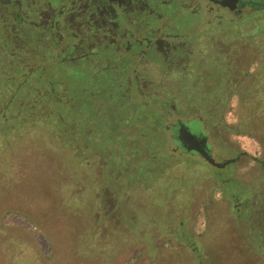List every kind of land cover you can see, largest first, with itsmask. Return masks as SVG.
<instances>
[{
  "label": "rangeland",
  "instance_id": "obj_1",
  "mask_svg": "<svg viewBox=\"0 0 264 264\" xmlns=\"http://www.w3.org/2000/svg\"><path fill=\"white\" fill-rule=\"evenodd\" d=\"M244 14L242 20L249 21ZM34 48L0 45V264H264V250L250 252L225 213L218 192L232 188L225 182L209 193L210 169L227 179L230 164L216 168L181 150L165 128L178 118L172 104L184 102L191 87L210 96L216 86H140L137 97L130 92L124 101L120 86H78L77 72L57 75L60 67L44 57V45L34 42ZM251 57L245 69L251 76L229 87L237 95L227 103L228 124L238 121L244 83L264 93V54L256 49ZM82 103L88 104L85 120ZM184 124L178 137L194 147L192 133L203 125L197 119ZM209 133L204 145L215 161L245 153L229 168L238 182L254 171L263 127L255 137L215 127ZM159 188L171 204L174 195L182 198V210L174 205L172 211L184 221L188 235L177 232L185 244L143 229L129 234L125 227L111 226L106 236L107 216L127 227L147 215L156 222Z\"/></svg>",
  "mask_w": 264,
  "mask_h": 264
},
{
  "label": "flooded vegetation",
  "instance_id": "obj_2",
  "mask_svg": "<svg viewBox=\"0 0 264 264\" xmlns=\"http://www.w3.org/2000/svg\"><path fill=\"white\" fill-rule=\"evenodd\" d=\"M254 4L253 0H0V45L13 42L34 48V42H40L44 57L60 67L57 75L77 72L78 86H120L124 101L130 92L137 97L140 86H223L211 96L189 87V104L173 100L171 108L178 118L165 126L177 147L203 157L200 150L206 151L209 122L230 133L225 111L236 94L229 86L242 85L253 73L245 71L253 51L241 53L235 47L243 41L246 26L255 29L256 21L242 20L245 8L244 16L255 14ZM83 103L85 120L88 104ZM191 119L203 125L198 133L190 131L194 147L178 137ZM241 154L245 155L238 151L216 162L231 164Z\"/></svg>",
  "mask_w": 264,
  "mask_h": 264
},
{
  "label": "trees",
  "instance_id": "obj_3",
  "mask_svg": "<svg viewBox=\"0 0 264 264\" xmlns=\"http://www.w3.org/2000/svg\"><path fill=\"white\" fill-rule=\"evenodd\" d=\"M253 1L255 3L254 4L255 5L254 6L255 7L254 8L255 14L252 16H247V17H249V19L251 17V19L256 21V26L254 27L255 29L252 31L248 26H246V28H245L246 30L243 32V35H242V37L244 39L240 43V46H236L235 49L237 51H240L241 53H243L245 51H253V53H254V51L256 49L257 50L259 49L264 54V23H262V21H264V0H253ZM260 14L263 16H260ZM189 87L187 86V89ZM216 87H217L216 89L214 87V90H215L214 93H216L217 89L221 88V86H216ZM226 87H228V86H226ZM237 87H240V86H237ZM237 87L235 86V88H237ZM259 89H260L259 86H245L243 88V90H239L240 92H242L241 96L239 93V96H240L239 103H240V105H242V107L240 110V114H238V121L236 123L226 125L227 130L230 131V133H238L241 131L244 133H248L251 137H255L256 136L255 134H257L259 127L264 128V93H262L263 91H260ZM181 90H183V87ZM230 90H232V89L230 88ZM252 90H254L255 94H256V96L253 98H252V94H251ZM179 92H180V90H179ZM235 94L237 95V92ZM172 95H174V94H172ZM172 95H171V97H172ZM186 95L187 94H185V96ZM186 99H187V96H186ZM171 100H173V99H171ZM185 102H186V100L184 102H182V104H184ZM254 104L256 106L252 107V109H251L250 106L251 105L253 106ZM162 107L164 109H166L167 108L166 103L163 102ZM210 107L212 108V106H210ZM254 111L258 112L257 116L254 114ZM82 122L83 121H80L81 125H82ZM213 123L215 124L214 121H213ZM213 123L212 122L208 123L209 128H211V127L217 128V126H216L217 124L214 125ZM257 142H258V145L260 146L261 151H260L258 157L257 156L254 157V160H253V162H254L253 166L255 168L254 171L252 173L248 172L247 174H245L246 175L245 179L242 178L238 182V180H236L237 178H236V175L234 174V172H231V173L229 172V168H230L232 163L227 168V170H228L227 179H225V178L221 179V177L217 176V174H215V172L212 169H210V175H207V177H210L209 181L211 179L212 180L214 179L213 184H211L208 188L209 193H211V194H213V192L215 191V190H212V187H218L219 188L225 182H226V184L229 185V187L232 188V189H230V191L228 193L223 192V194H222L221 192L217 191L218 194L220 195V197L225 201L226 211L225 210L224 211L228 215L227 216L228 220L230 222L231 221L233 222L234 229L240 231L239 235H240L241 239L244 240L245 243L250 246L249 251L255 252V253H257V252L260 253L264 250V233L262 232L263 227H260V226H264V216H262V213L264 212V165H263L264 164V161H263V159H264V136L257 137ZM136 149L137 148L135 147V150ZM156 149H158V148H156ZM260 158H263V159H260ZM134 166L135 165H133L132 167H134ZM153 168H154V166H153ZM135 172L137 173L136 170H135ZM144 172H145V170H143V173ZM182 174L183 173H180L179 175H182ZM129 179L131 180L130 182L133 183V185L136 184V181H137L136 179H133L132 177ZM254 181H256V182L254 183ZM170 182H172V181H170ZM198 183H199V185H202V183H203L202 179ZM156 192L157 191L149 192V194L153 195ZM160 192H161V190L159 188V197L160 198H158V199L161 202L158 205L159 209L157 208L158 209L157 212L159 213V215L157 216L156 222L151 221L149 219V215H147L148 217L145 216L144 221L139 220L137 218L132 220V221L130 220V222L127 221L128 222V227H127L126 224L122 225L121 221L119 222L118 225L113 224L115 222H114V220L110 219L112 217L107 216V217H104V220L108 219V221L106 220V223L104 221H102V222H104L103 223L104 228L109 227V229H107L108 234L106 236L111 235V232H112L111 226H114L115 228H124L125 227L126 229L128 228L127 230L129 232V234H132V232H134V234H136L137 232H139L140 230L143 229V230H147L148 234H150L151 232H156L161 237H167L168 240H166L165 242H170V240H172V241L174 240L176 242L179 241L180 243H182V245L185 244L180 239V234L177 232V230L179 229L178 230L179 232H185V234L183 236L188 235V232L186 233V229L184 230V221H182V220L177 221L176 217H174V213L172 211L175 208L174 205L176 207L178 206L182 210V205L179 204V203H181L182 198L177 200L175 198V195H174L173 196L174 197V199H173L174 203L171 204V200L166 199L165 197H162L163 195L160 196ZM147 197L150 200V197L149 196H147ZM187 197H189V196L187 195ZM155 198H156V196H155ZM231 204H236L235 205L236 207L231 208ZM155 205L157 206V204H155ZM230 212H231V214H230ZM114 219H116V217H114ZM259 219L261 220L260 224L257 223L259 221ZM142 221H143V224H142ZM116 230H118V229H116ZM101 231H103V230H101ZM196 255H198V254H196ZM196 255L193 256V258H195ZM198 257L200 258L201 256L198 255ZM200 264H202V261L200 262Z\"/></svg>",
  "mask_w": 264,
  "mask_h": 264
},
{
  "label": "water",
  "instance_id": "obj_4",
  "mask_svg": "<svg viewBox=\"0 0 264 264\" xmlns=\"http://www.w3.org/2000/svg\"><path fill=\"white\" fill-rule=\"evenodd\" d=\"M203 142V141H202ZM201 143V142H200ZM199 151V150H198ZM201 152V155L203 156V158L209 163V164H212L216 167H222L225 163H218L216 162L213 158H211L206 151L204 150H200ZM230 161V160H229Z\"/></svg>",
  "mask_w": 264,
  "mask_h": 264
}]
</instances>
